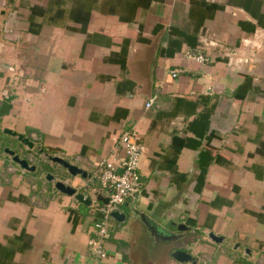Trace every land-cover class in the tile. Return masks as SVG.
<instances>
[{"label": "crops", "instance_id": "obj_1", "mask_svg": "<svg viewBox=\"0 0 264 264\" xmlns=\"http://www.w3.org/2000/svg\"><path fill=\"white\" fill-rule=\"evenodd\" d=\"M259 32L264 0H0V133L78 161L104 200L98 164L119 166L125 132L143 147L140 189L119 209L130 219L110 218L102 259L88 242L103 203L0 155V264H182L175 249L264 264V41L242 44ZM194 48L208 63L185 58Z\"/></svg>", "mask_w": 264, "mask_h": 264}, {"label": "water", "instance_id": "obj_2", "mask_svg": "<svg viewBox=\"0 0 264 264\" xmlns=\"http://www.w3.org/2000/svg\"><path fill=\"white\" fill-rule=\"evenodd\" d=\"M2 134L9 136L20 146V150L11 149L10 147H4L1 151L0 141V155L6 156L5 165L9 164L12 167L18 168L23 172H27L33 175V181L43 180L45 184H49L52 189L64 196L71 198L74 202L92 207L95 201H101L103 204H108V199L98 198V190L93 185H88L86 181H91V175L84 170L83 166H78L79 163L76 160H70L62 156L51 155L43 150L37 149L34 138L26 137L23 134H18L10 129H3ZM37 149V151H35ZM24 151V153H23ZM49 168V170H47ZM37 175V177H35ZM77 180V181H76ZM91 183V182H90ZM131 214L139 216L142 222L148 227V229L154 232L155 228L147 221L144 215L138 214L134 209H130ZM110 218L117 223H126L127 214L126 212L114 211L110 214ZM178 232H185L187 228L184 225L172 224ZM160 238L163 241H177L182 239L184 236L164 235L167 231H161ZM168 233V232H167ZM208 238L219 244L223 241V238L215 236V234H208ZM170 257L177 263H191L197 264L196 260L187 252L180 251L178 249L173 250L170 253Z\"/></svg>", "mask_w": 264, "mask_h": 264}, {"label": "built area", "instance_id": "obj_3", "mask_svg": "<svg viewBox=\"0 0 264 264\" xmlns=\"http://www.w3.org/2000/svg\"><path fill=\"white\" fill-rule=\"evenodd\" d=\"M212 2L215 0H211ZM264 41V33H257L250 39L242 40L245 47L258 49ZM185 58L196 61L199 64L208 63V58L201 53L199 48L188 50ZM176 76V72L172 77ZM155 101L152 98L147 104L149 108ZM120 144L123 147V156L119 160V166L114 163L101 161L97 168V177L100 190L107 196L108 204H97V211L102 216L94 224L96 238L88 242L89 251L97 258L106 256L105 241L109 237L110 214L119 211L126 200L137 194L140 189L138 166L143 151L142 145L137 142L133 133L125 132L120 136Z\"/></svg>", "mask_w": 264, "mask_h": 264}, {"label": "flooded vegetation", "instance_id": "obj_4", "mask_svg": "<svg viewBox=\"0 0 264 264\" xmlns=\"http://www.w3.org/2000/svg\"><path fill=\"white\" fill-rule=\"evenodd\" d=\"M0 141L2 142L1 143V147H2L1 151L3 150L4 147H10L11 149H14L15 151H17V149L21 151L20 146L18 147L17 143L12 138H10L9 136L3 135L2 131L0 133ZM23 153H24V151H23ZM3 158L6 159L7 157L3 156Z\"/></svg>", "mask_w": 264, "mask_h": 264}, {"label": "rangeland", "instance_id": "obj_5", "mask_svg": "<svg viewBox=\"0 0 264 264\" xmlns=\"http://www.w3.org/2000/svg\"><path fill=\"white\" fill-rule=\"evenodd\" d=\"M6 114H7V110H3L0 112V115H6ZM11 124L13 125V123H10V121H4L3 122L4 126L11 125Z\"/></svg>", "mask_w": 264, "mask_h": 264}]
</instances>
